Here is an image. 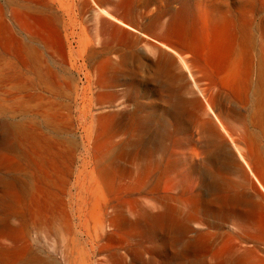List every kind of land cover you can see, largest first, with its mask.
Here are the masks:
<instances>
[{
  "label": "bare ground",
  "instance_id": "obj_1",
  "mask_svg": "<svg viewBox=\"0 0 264 264\" xmlns=\"http://www.w3.org/2000/svg\"><path fill=\"white\" fill-rule=\"evenodd\" d=\"M2 1L0 48L10 59L0 57V68L11 70L4 78L20 91L59 97L64 90L76 91L72 73H77L83 104L76 120L92 123L95 131L91 158L75 177V193L69 194L71 218L60 207L58 192L70 157H60L39 132L42 127L55 131L58 125L44 120L40 126L32 111L28 129L8 127L6 142L15 152L26 144L29 169L28 188L16 175L0 177L13 190L15 214L27 196L24 214L49 227L60 221L68 233L82 234L92 250L107 252L104 264H264V48L252 44V1H243L232 13H212L208 37L188 26L186 12L170 10L161 0H145L141 12L135 0H100L111 10L96 0ZM150 5L155 11L142 25ZM89 12L99 24L94 41L86 25ZM138 43L150 57L136 53ZM57 65L71 81L58 76ZM140 67L149 71L148 78L135 79ZM117 75L128 81L122 94L107 90ZM145 83L166 102V112L140 101L135 88ZM214 87L251 107L248 115L237 114L243 128L239 136L227 125L233 113L213 111L208 92ZM104 96L122 99L119 110L93 115L92 103ZM169 118L182 126L194 118L203 142L199 153L193 150V156L203 155L199 166L176 170L171 156L163 166L154 156L150 125L166 124ZM125 159L132 164L126 171ZM124 175L127 181L120 184ZM145 196L152 199L147 206L139 200ZM224 226L230 229L222 232ZM111 245L123 254L109 252ZM25 249L11 250L12 264L46 263L40 253Z\"/></svg>",
  "mask_w": 264,
  "mask_h": 264
},
{
  "label": "rangeland",
  "instance_id": "obj_2",
  "mask_svg": "<svg viewBox=\"0 0 264 264\" xmlns=\"http://www.w3.org/2000/svg\"><path fill=\"white\" fill-rule=\"evenodd\" d=\"M92 1V0H91ZM98 5L105 8H110L107 4H100V0H96ZM145 0H135V9L138 12L143 10ZM156 1V0H155ZM163 6H168L170 10L181 9L187 17V24L190 28L202 30L204 37H208L212 30V13L226 12L232 13L236 11L242 2L245 0H161ZM252 12L250 27L252 34V44L254 49L261 50L264 48V0H251ZM100 2V3H99ZM0 3L4 1L0 0ZM92 2L91 8L97 9V5ZM94 5V6H93ZM257 7V8H256ZM111 10V8H110ZM188 10V11H187ZM155 11V6L150 5L148 11L142 15L141 24L147 25L149 18ZM215 13V14H216ZM4 18L7 20V8H4ZM255 15V16H254ZM88 18L86 25L88 28V35L92 41L98 36V25L94 12H89L86 15ZM259 26V27H258ZM260 30V31H259ZM260 35H259V34ZM139 35V34H138ZM141 36V35H140ZM256 41V42H255ZM144 43H138L135 47L136 53L143 57H150V53L143 46ZM4 57V61H9V56L3 54L0 48V57ZM1 59V58H0ZM61 68V67H60ZM58 76L65 81H71L69 74L53 67ZM136 73L135 79L143 80L148 78L149 71L146 68L140 67ZM5 75H11V70L8 66L0 68V109L5 114L0 115V177L18 176L21 182L26 183L27 188L29 184V169L27 167V150L26 144L22 148L14 151L13 147L6 142L8 138V127L17 125L28 129L31 112L38 113L37 121L40 126L46 120L50 125H58V129L51 131L46 127H42V131L46 134L45 139L48 144L52 146L54 152L60 157L69 156L68 161V174L64 178V183L59 188L60 207L64 214L73 215V206L70 207L69 194L75 193L73 184L75 177L83 170L84 161L91 158L92 150L91 143L93 142L94 127L88 121L82 123L76 120L80 114L76 112L78 107L82 106V96L79 95L81 83L77 73H72L76 79V91L71 92L64 90L60 93L59 97L53 96L48 92H40L39 90H22L20 91L15 83L9 79L4 78ZM64 76V77H63ZM68 80H67V78ZM66 78V79H65ZM128 89V81L122 75H117L111 81L107 90L122 94L124 90ZM221 87H214L208 92V96L213 98V111L216 114L223 112L233 113L232 118H228L227 125L234 132L235 136L243 133V128L240 121L237 119L238 115H248L251 111L250 106L235 100L234 98H227V96L220 90ZM139 95L140 101L143 103L150 102L152 110L159 113L166 112L167 104L158 97L151 85L139 84L135 88ZM69 92V93H68ZM42 95L38 96V95ZM182 96L189 97L190 94L182 92ZM195 95V94H194ZM201 102L202 98L196 95ZM223 96V98H222ZM122 99L114 100L112 97L104 96L97 99L92 103L93 115L97 114L99 110L102 112L114 111L118 109V104ZM147 104V103H146ZM204 106V103H203ZM167 120V119H166ZM151 143L155 146L154 156H157L161 162V166L165 164L168 157H172L176 162V170H186L190 166L197 163L199 166L203 159V155L193 156V150L201 151L200 146L203 145L201 139H197L194 118L183 126L175 122L172 118L167 120L166 124L152 123L150 125ZM166 131V132H165ZM82 133V134H81ZM237 134V135H236ZM115 140H118L116 138ZM157 149L159 151H157ZM70 152V153H69ZM18 155V156H17ZM196 155V156H195ZM193 156V157H192ZM23 158V159H22ZM195 161V162H194ZM57 171L61 170V165L57 161ZM18 164L20 167H18ZM132 166L130 160L125 159L122 162L124 171L130 169ZM185 168V169H184ZM205 168V166H204ZM213 167L210 166L209 169ZM207 169V168H205ZM89 165L87 171H89ZM61 174V173H60ZM234 179V176H230ZM120 184L127 181V176L120 178ZM61 184V183H59ZM8 192L5 198H0V250L6 252L3 256L0 254V264H12L9 253L13 249H20L21 252H27L28 248L30 253H40L46 261L45 264H104L107 259V252H99L97 248L94 250L86 244L85 239H88L82 234H78L72 230L69 233L65 230L60 221H53L49 227L46 226L42 220L31 218L24 214L27 211L30 203L28 197H22L20 205L18 206L19 215L15 214V207L11 205L12 191H9L0 182V196ZM141 195V194H140ZM138 196V195H136ZM42 200V196H40ZM139 200L146 206L152 201L149 196L140 197ZM60 209V208H59ZM74 224V221H72ZM230 228L224 226L222 232L228 231ZM106 251V250H105ZM109 252H119L123 254L121 248L114 245L108 247Z\"/></svg>",
  "mask_w": 264,
  "mask_h": 264
}]
</instances>
